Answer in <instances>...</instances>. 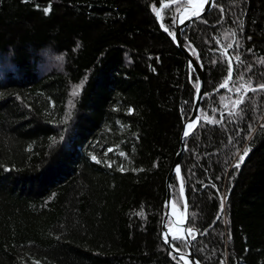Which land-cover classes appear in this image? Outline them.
<instances>
[{
    "label": "trees",
    "instance_id": "trees-1",
    "mask_svg": "<svg viewBox=\"0 0 264 264\" xmlns=\"http://www.w3.org/2000/svg\"><path fill=\"white\" fill-rule=\"evenodd\" d=\"M214 3L182 35L204 90L172 202L184 213L186 200L200 264H264V90L237 117L219 87L229 42L228 87L241 73L264 83V0ZM188 5L0 0V264H178L161 240L165 181L197 75L168 33Z\"/></svg>",
    "mask_w": 264,
    "mask_h": 264
},
{
    "label": "snow or ice",
    "instance_id": "snow-or-ice-1",
    "mask_svg": "<svg viewBox=\"0 0 264 264\" xmlns=\"http://www.w3.org/2000/svg\"><path fill=\"white\" fill-rule=\"evenodd\" d=\"M172 3H182V0H172ZM187 3L193 7L192 15H195V16H199L201 14V11L204 9V6L205 5H209V6H213V7L216 6L215 3H214V0H187ZM49 10L50 9H45V12L47 13ZM220 10L223 13L224 10L222 8ZM153 11L155 12L156 10L153 9ZM175 12L179 14V17H180L179 18V23L180 24H183L185 22V19H191V16H186L184 14L185 12H187V9L186 8L182 12L181 11V8L178 7V8L175 9ZM156 14L159 16V12H156ZM172 22H173V25H176V23H177V16L174 15L172 17ZM162 27H163V25H162ZM164 30L165 31H168V28H164ZM169 34L173 36V39L174 40L177 39L175 33H169ZM230 34H231L232 37H235V35H236V33L234 31H231ZM219 43H220V41L217 40V44H219ZM234 43H235L236 47L238 48L239 47V41H234ZM232 48H233V42H229L225 46H223V48H222V50L220 52L221 58L227 60L228 75L225 78L224 82L219 85V87L220 88H226L229 93H232L233 96L236 97L235 99H233L232 96H230L228 98L229 100H231V103H232L231 109H229L228 104L225 103V97L224 96H221V104H223V106H224L225 109H228V111H227V115L228 116H237L238 117L240 115V112L243 111V109L240 108V105H243L244 104L245 97L247 96L248 92L249 91L256 92L258 90H264V83L259 84L256 87H253L252 81L250 79L247 80V81H245V77L241 73V74H239V75L236 76V79L233 82L232 87H228L229 81L232 80L233 71H234L233 63H232L233 57H231V56L228 55V50L229 49H232ZM192 51H193V53L195 52L194 49H192ZM234 58L237 61V67H238L239 66V63H242V61L240 60V56H239V53L238 52H236L234 54ZM197 59H199V57H197ZM260 62L262 64H264V60H262ZM191 63L192 62L190 61V65H191ZM213 63H216V61L213 60ZM250 67L251 66H249V70H250ZM192 70L195 72L197 69L195 67H193ZM195 86L197 87V90H198L199 89L198 78H197V82H196ZM237 109H239V110H237ZM212 111H213V113H215V112H217V109L213 108ZM224 117H225V112L224 111H221L220 112L219 119H216L215 117L208 118L205 115L204 116V120L207 123H210V124H218V123H223L224 122ZM199 120H200V117L199 116L196 117L195 120H193L192 118H189V123L186 125V131L184 133V136L185 137H188L189 134H190L187 129H192L193 126H194V124L197 123ZM262 126H264V125H262ZM121 155H123V153H121ZM246 155H247V151H245L244 155H241L240 156V162H243V160H244V158H245ZM93 159H95V157H93ZM235 167L238 168L239 167V163H237L235 165ZM123 170L124 169L121 168V171H123ZM176 171L179 174L180 169L177 168ZM181 197L183 198V185L182 184H181ZM174 206H175V204L173 203V207ZM185 207H186V200H185ZM184 231L187 232V236L188 237H191V239H193V240L196 239L195 233L198 231V229H194L192 227H189V228H187ZM172 240L173 241H176L178 243L179 242H182L183 243V247H187L188 246L187 237H185L183 235H181V236L173 235L172 236ZM164 242L166 244L169 243V241L167 239V234H165V236H164ZM170 248L172 249V251L179 253V256H174V259H177L178 264H179V261H184L185 264H188V261L186 259L188 253L181 251V247L177 246V243L170 244Z\"/></svg>",
    "mask_w": 264,
    "mask_h": 264
},
{
    "label": "water",
    "instance_id": "water-1",
    "mask_svg": "<svg viewBox=\"0 0 264 264\" xmlns=\"http://www.w3.org/2000/svg\"><path fill=\"white\" fill-rule=\"evenodd\" d=\"M210 8H211V6L205 5L204 9L201 11V14L199 16L192 15V12H193L192 11L191 14L189 15V16H191V19H185V22L183 24L179 23V20H178V15L179 14L177 13V23L175 25V31H174V33L176 34L177 39L174 40L173 36L168 33L169 36L172 38L173 42L175 43V45L185 55V57L187 58L189 64H190V61L192 62L190 66L192 68L195 67L197 69L195 71V74L197 75V78H198L199 89L196 90V93H195V96H194V100H193L192 112H191V115L189 116V118H192L193 120H195L196 117H198V116L200 117L201 98H202L203 90H204V75H203V71L201 69V66H200L198 60L195 58L193 53L187 47L184 46L183 40H182V35H183V32H184L185 28L193 20H195V19L201 17L202 15H204L205 13H207L210 10ZM157 22L161 26V28L164 30V28L161 25V21H160L159 17H157ZM189 118L183 124V130H182V132L180 134V138H179V147H178V150H177V152L175 154L172 166H171V168H170V170H169V172H168V174L166 176V181H165V186H166V196H165L166 209H165L164 217H163V220H162V223H161V240L167 246V248L171 252H173L175 254V256H179L178 252H174L170 248V244H173L172 236L173 235H176V236L183 235V236L187 237L188 246H187L186 253H188V255H187L186 259L188 261V264H200L196 260V258L194 257V254H193V248H192L193 239H191V237H188L187 236V232L184 231V230L187 229V203H186V207H185V210H184V213H183L184 214V222L181 224V232H180V234L177 231L174 230V226L169 228L166 225L168 218H170L173 221V223L175 222L173 216L171 215V206L173 205V202H172V195H171L170 184L169 183H170L171 177L174 174H177V176L179 178V174L177 173L176 169L177 168L180 169V166H181V158H182V154H183V151H184L185 140L187 138V137L184 136V133L186 131V125L189 123ZM199 123H200V120L197 123L194 124L192 129H187L190 134H192L196 130V128L198 127ZM184 205H185V200H184ZM165 234H167V239L169 241L168 244H166L164 242Z\"/></svg>",
    "mask_w": 264,
    "mask_h": 264
},
{
    "label": "rangeland",
    "instance_id": "rangeland-1",
    "mask_svg": "<svg viewBox=\"0 0 264 264\" xmlns=\"http://www.w3.org/2000/svg\"><path fill=\"white\" fill-rule=\"evenodd\" d=\"M187 9V12H185L184 14L186 15V16H189L190 14H191V12L193 11V7L191 6V5H188V6H186V7H183L182 9H181V11L183 12L184 11V9ZM180 18V17H179ZM174 211V214L173 215H175V216H177V217H181V218H183L184 219V214L183 213H181L179 210H178V208L175 206V209L173 210ZM169 219V218H168ZM171 220V219H170ZM171 222V224H172V227L174 226V230L175 231H178L179 230V227H178V225H177V223L175 222V223H173V221H170ZM174 242V241H173ZM187 251V250H186Z\"/></svg>",
    "mask_w": 264,
    "mask_h": 264
},
{
    "label": "bare ground",
    "instance_id": "bare-ground-1",
    "mask_svg": "<svg viewBox=\"0 0 264 264\" xmlns=\"http://www.w3.org/2000/svg\"><path fill=\"white\" fill-rule=\"evenodd\" d=\"M178 20H179V15H178ZM174 209H175V206L173 207V205H172L171 206V215L173 216L174 221L177 223V225L179 227V230L177 232L180 234V232H181V224L184 222V219L181 218V217H177V216L173 215L174 214V211H173Z\"/></svg>",
    "mask_w": 264,
    "mask_h": 264
}]
</instances>
